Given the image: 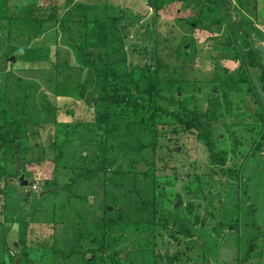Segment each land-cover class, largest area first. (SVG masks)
<instances>
[{
    "label": "rangeland",
    "instance_id": "rangeland-1",
    "mask_svg": "<svg viewBox=\"0 0 264 264\" xmlns=\"http://www.w3.org/2000/svg\"><path fill=\"white\" fill-rule=\"evenodd\" d=\"M256 1L257 8L244 0H216L213 10L204 7L200 14L198 6L186 8L178 1L156 12L151 0H0V123L4 132L6 119H16L21 134L0 148V264H152L148 252L166 259L177 251V243H190L194 236L184 235L178 226L186 215L191 225L199 219L191 228L200 242L193 239L190 247L199 253L208 250L204 264H238V258L243 264H264V86L261 70L251 66L252 61L264 66V0ZM173 28L176 33L171 35ZM107 59L111 73L121 75L113 79L119 94L170 108V96L182 95L176 89L193 95L196 114L212 117L211 140L215 151L226 152L227 165L212 166L197 132L176 120L156 113L161 116L148 124L151 110L128 114L134 121L123 122L133 125L129 135L122 127L117 135L107 136V142L143 145L136 167L143 165L139 171L147 175L136 173L125 179V187L118 182L114 192L107 190L114 199L106 217L120 215L123 220L105 237L104 230L98 232L102 239L93 252L84 245L74 249L78 232L71 223L78 217L97 221L105 215L103 177L76 184L72 191L86 200L66 205L70 196L64 188L75 164L62 161L66 168H55L52 148L55 139L59 142L56 123L100 120L101 103L85 106L77 87L84 85L85 96L98 97L93 69ZM159 61L165 71L160 75ZM175 69L183 86L171 89L167 78L175 76ZM223 84L233 90L228 102ZM213 101L214 112L211 106L208 110ZM119 110L108 108V114ZM117 150L108 151L112 171L122 162ZM227 168L242 172L243 181L230 179ZM153 186L161 191L155 205L148 188ZM145 199L148 204L142 203ZM154 211L167 217V227L143 230L139 225L159 224ZM201 221L206 229L199 227ZM253 222L261 229L252 227ZM168 233H175L178 241L151 250L152 238L159 247ZM253 238L255 249L245 261ZM138 248L146 251L136 257ZM192 259L187 264H194Z\"/></svg>",
    "mask_w": 264,
    "mask_h": 264
},
{
    "label": "trees",
    "instance_id": "trees-1",
    "mask_svg": "<svg viewBox=\"0 0 264 264\" xmlns=\"http://www.w3.org/2000/svg\"><path fill=\"white\" fill-rule=\"evenodd\" d=\"M176 1H178L181 4H184L186 8L190 7L192 4L198 6L200 14L202 13V8L206 7L208 9H211V7H216L217 5L216 0L214 1H211V0H151V5L153 6V9L157 12L161 8L169 6L171 3L176 2ZM224 1L225 0H220V3ZM226 1L230 2V0H226ZM244 2L246 3L252 2L253 7L257 8L256 0H244ZM200 14L198 16H200ZM224 16L225 15L223 14V12L220 11V17H222L223 19ZM226 26H227V29H230L228 21H227ZM170 33L171 35L176 33V31H174V28L170 31ZM159 34L160 33H157V36H159ZM230 35L233 36L232 34ZM177 38H181L180 40H182L183 36H180ZM232 42L236 43L237 38H235V40L233 39ZM246 42L247 44H249L248 40ZM233 43L231 44V48L236 49V46ZM165 47L167 48V46ZM161 51L157 50V52H161ZM184 51L185 50H183V52ZM176 55H177V58H175L174 61H177L179 58L178 54ZM181 57H183V55H181ZM251 58H253V55H251ZM101 60L103 61V59ZM103 64H104L103 67H99V64H98L97 65L98 67H95V69H93L95 72L94 74L96 75L95 88L98 89L99 91L98 97L91 98V97L85 96V86L84 85H80L77 87L79 98L85 104V106L91 107L95 104L101 103L100 108L103 109V114L99 115L100 120L91 121V122L61 121L59 123H56V124H59V130L57 134V136L59 137V142L55 139L53 143V148H52V151H54L55 153V159H54L55 168H59V167L66 168L64 167L65 163L62 161H74V164H75V166H70L71 167L70 168L71 177L69 179V182L66 184V187L64 188L66 192L68 191L69 196H70L68 197V199H66L67 201L66 205H69L70 204L69 201H72L75 199H77L78 201L86 200L85 197L74 194V192L72 191V189L76 186V184L84 182L85 185H88V183L92 180L93 177H96L97 175L99 176L101 175L103 177L104 183L102 182L101 187L103 188V191H102V193L104 194L103 198H104V201L106 202L104 206L105 215H102V219L97 220V221H91L86 216L82 218L78 217L76 221L71 223L73 224L72 229L74 230L75 228L78 232V237L75 240L74 249H76L77 246L84 245V246H88V250L93 251V252L94 250H96V248H98V244L101 242V239H102V237L98 236V232H102V230H104V237H105L107 236L106 234H111L112 232L116 231L117 228H119L120 225L122 224L121 220L123 219L120 215L115 218L106 217V214H108L106 207L109 205L108 203L112 202V200L114 199L113 197L114 186L115 187L119 186L117 185V183L121 182V183H124V187H125L126 186L125 179L128 176H130L131 178L133 176H136L134 175L136 173H139V175H145V176L147 175L146 172L142 173L136 167L138 164L136 162L137 158L141 157L140 153L142 152V150L146 149L143 145H140V146L134 145L135 146L134 147V146H124L125 144L121 143V144H116V146H109L107 142V139L109 138H106V137L107 136L113 137V135L115 134L117 135V133L122 129V127H125V129L128 130V135H129V132H131L130 127L133 125L123 124V122H126L127 120L128 122L132 121L134 123V121L128 118V114L136 113V112H141L142 114L143 113L146 114L147 110H151L152 113L150 117L148 118V124H153L152 120H155V117L157 115L156 113L163 114L170 119L176 120L178 123H180L184 127V129L195 130L197 132V137H198L197 140L200 143H202L203 146L205 147L206 152L208 154V161L212 166H220V169H223L227 165L226 152L218 153L217 151H215L214 143L211 140L212 132H211L210 127L212 125V120H211L212 117L209 116V114L207 113H203L202 115H200V113L198 115L196 114L195 112L196 111L195 109L196 100L193 95H190L189 97H187L184 94V91H182V87L181 89L179 88L181 91H179V89H176L177 92H181L182 95L181 97H178L176 93H174L173 96H170V98L168 99V103L171 105L172 108L166 105H162L160 103H156L155 101L149 102L147 104L143 102H139L137 99L131 98L129 94H126V93L119 94L118 93V90H119L118 87L113 86V79L114 78L116 80L117 78L120 79L121 75H119L120 77L119 76L115 77L111 73V70L109 68L112 66V64L108 59L105 60ZM160 64H161V61L158 62V65L156 68V73L159 75L160 73L165 72L162 69V66H160ZM251 66L261 70L260 79L264 86V66L261 64H258L256 61H252ZM176 72H177V69L174 70V74L176 77L174 76L173 78H167L169 82L172 81L171 87H170L171 89L175 88L176 85L183 86L182 82H180L181 77L179 74L177 77ZM128 80L130 81L131 79H128ZM175 80L176 82H173ZM112 86L115 92H112V95H110L111 93L109 89ZM263 90H264V87H263ZM232 91L233 90L231 88H228L227 85L225 86V84H223L222 96L225 98L226 102H228L229 93ZM211 96L212 98L217 99V96H214L212 92H211ZM216 105H218V103ZM210 106L212 107V111L213 110L215 111L214 101L211 104L209 102L208 110L210 109ZM228 106L231 107V105L227 104L225 108L226 112L230 111V109L227 110ZM108 108L110 109L120 108V110L113 111L112 114L109 115ZM190 115L192 116L188 117ZM157 116L160 117L161 115H157ZM114 117H118L119 119H114V121H109L108 118H114ZM206 121H207V125H205ZM142 124L143 122H141V125ZM6 126L7 127L5 131L3 132L2 130L4 129V127L2 128V124L0 123V148H2L3 146L12 145L11 143L12 139L9 138L11 136H14L16 138V141L21 139V134L18 132L19 126L16 123V119H13V118L6 119ZM154 138H157V137H154ZM116 148L118 149L117 154L119 155V159L122 162L118 165V167L115 170L112 171L110 169L114 166V161L111 160V158L109 157L108 151L112 149H116ZM142 160H144V157L141 158V161ZM227 173L229 174L230 177L229 176L228 177L230 179L232 177L236 179L238 182L243 181L242 179L243 177L241 175L242 172L238 171L237 169L227 168ZM105 183H107V186H105ZM139 184H141L140 181L138 185ZM146 185H149L148 181H146ZM109 188H111L113 192L107 191ZM148 188H149V196L151 197L150 203L151 204L154 203L155 205L158 199L156 198V195L160 194L161 191H159L156 186L148 187ZM129 190H132V188H130ZM143 202L144 204H148L147 200L146 202L142 200V203ZM155 210H159V209H155ZM157 213L158 211H154L153 215L155 217H158L157 222L159 224L155 226L153 224L146 223L145 226L142 224L139 226L142 227V229L146 231H148L147 228L149 227L151 228L152 226L156 228L159 227L160 229L166 228L167 223H168L167 217H162L161 215L156 216ZM188 216L189 215H186V219L183 216V219L178 223V226L180 227L179 231H182L184 235L194 236V237H191L192 240H190V243L189 244L185 243L182 245L177 243V249H176L177 251H175L173 256L167 257L166 259L165 257H162L163 254L160 255L159 253H156L153 255L152 253L148 252L150 255H152V259H151L152 264H187L190 258H193L192 260H195L194 264H204L206 262L205 257L207 258L208 256L207 249L203 250L202 253L201 252L199 253V249L195 248L196 250L195 251L193 250L194 249L193 247H190V244L191 246H193L192 244L194 242L193 239L197 237V232L195 233V231L192 228L193 227L195 228L196 224L199 222V219L195 218L193 225H191L189 222ZM220 216L222 217V214ZM219 220H220V228H221V224L223 223H222L221 218ZM202 224L203 222L201 221L199 227L206 229V227L202 226ZM251 225L257 230L261 229L259 228V226H256L255 222H253ZM154 227L152 228L153 233L155 232ZM234 227H235L234 233L236 232L237 234V226H234ZM159 228L157 230H160ZM66 229H67V226L64 229H62V231ZM210 230L215 231L216 228L214 229L210 228ZM153 238H152V249L151 250H153L154 247L156 248V250L160 248L161 249L167 248L171 245V243H173V241H178V239H176L175 237V233L174 234L168 233V236L162 237L160 241V246L156 247L153 241ZM166 238L168 239L167 242L165 241ZM260 238H262V236H260ZM194 240L195 241L198 240V242H200V239H194ZM255 240L256 238H253L250 243V248L248 249V252L246 253L245 261H247L250 257L249 252L251 253L255 249V246L253 244ZM178 245H181L182 247L180 246L178 249ZM22 246H23L25 255H27L28 252H27L25 244L23 243ZM145 251L146 250H141L138 248L136 257L138 255L141 256V254H144ZM188 254H192L193 256L188 257ZM82 256H83V253H82ZM113 260H114V257H113ZM237 260H238V264L244 263V262L242 263L244 259L238 258ZM138 262L139 264H142V263L148 264V261L143 262L141 260ZM1 264H3V262H1Z\"/></svg>",
    "mask_w": 264,
    "mask_h": 264
},
{
    "label": "water",
    "instance_id": "water-1",
    "mask_svg": "<svg viewBox=\"0 0 264 264\" xmlns=\"http://www.w3.org/2000/svg\"><path fill=\"white\" fill-rule=\"evenodd\" d=\"M127 33L128 34L130 33L129 30H127ZM13 60H14V57L11 58V61H13ZM215 90L216 89H214L213 92H215ZM138 167H139L140 170H144L145 169V167L143 165H138ZM19 183L21 185H26V181L23 179V177H19ZM166 240H168V239H166Z\"/></svg>",
    "mask_w": 264,
    "mask_h": 264
}]
</instances>
